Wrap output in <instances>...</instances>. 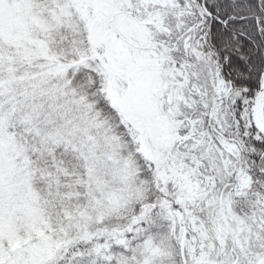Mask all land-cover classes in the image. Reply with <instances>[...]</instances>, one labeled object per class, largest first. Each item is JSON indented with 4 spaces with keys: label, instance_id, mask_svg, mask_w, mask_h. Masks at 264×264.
<instances>
[{
    "label": "snow or ice",
    "instance_id": "obj_1",
    "mask_svg": "<svg viewBox=\"0 0 264 264\" xmlns=\"http://www.w3.org/2000/svg\"><path fill=\"white\" fill-rule=\"evenodd\" d=\"M0 264H264V0H0Z\"/></svg>",
    "mask_w": 264,
    "mask_h": 264
}]
</instances>
